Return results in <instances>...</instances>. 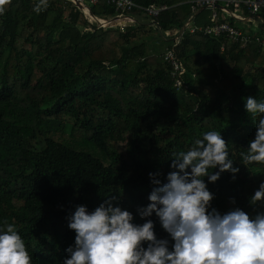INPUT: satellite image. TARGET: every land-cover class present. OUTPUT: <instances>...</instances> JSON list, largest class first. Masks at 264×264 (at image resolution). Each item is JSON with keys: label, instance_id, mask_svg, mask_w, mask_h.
I'll list each match as a JSON object with an SVG mask.
<instances>
[{"label": "trees", "instance_id": "obj_1", "mask_svg": "<svg viewBox=\"0 0 264 264\" xmlns=\"http://www.w3.org/2000/svg\"><path fill=\"white\" fill-rule=\"evenodd\" d=\"M134 1L0 0V264H264V51L185 30L178 89L193 0Z\"/></svg>", "mask_w": 264, "mask_h": 264}, {"label": "built area", "instance_id": "obj_2", "mask_svg": "<svg viewBox=\"0 0 264 264\" xmlns=\"http://www.w3.org/2000/svg\"><path fill=\"white\" fill-rule=\"evenodd\" d=\"M74 4H80L86 16L96 20L100 26H107L104 22L110 19H101L96 17L91 12V5L99 1H105L112 5L117 11V17L135 20L134 17L128 14L129 11L138 8L141 9L145 16L151 20H156L162 10L168 9L166 4L152 3L148 6H141L134 0H71ZM204 10H210L212 22L204 25L197 23L196 19L199 13ZM246 10L249 14L259 15L264 12V0H193L191 2V14L184 26L174 34L175 42L171 46H167L163 54V59L169 63L171 68V75L174 79L175 87L181 89L184 85V75L187 72L186 66L180 60L175 46L179 43L180 37L185 30L194 32L201 30L207 35L219 37L221 35L227 38L229 44L237 43L241 47L247 46L252 40L258 43L259 50L264 51V37L260 35H252L250 32L237 27L226 18H220V12L226 16L234 17L235 19L248 20L249 16L243 14ZM115 16V17H116ZM113 17V18H115ZM170 34V33H168ZM225 46H222L224 49Z\"/></svg>", "mask_w": 264, "mask_h": 264}, {"label": "rangeland", "instance_id": "obj_3", "mask_svg": "<svg viewBox=\"0 0 264 264\" xmlns=\"http://www.w3.org/2000/svg\"><path fill=\"white\" fill-rule=\"evenodd\" d=\"M208 11V10H206ZM207 12H204L203 14H205ZM201 17V16H200ZM252 23V29L253 30H257L259 29V24L257 23V20L255 17H253L251 19V22ZM155 30V29H154ZM151 39H152V43L155 45V46H158V52L160 51H163L167 45V42L163 40L162 36L155 30V32L151 35ZM58 127H61L60 125L57 126Z\"/></svg>", "mask_w": 264, "mask_h": 264}, {"label": "crops", "instance_id": "obj_4", "mask_svg": "<svg viewBox=\"0 0 264 264\" xmlns=\"http://www.w3.org/2000/svg\"><path fill=\"white\" fill-rule=\"evenodd\" d=\"M204 12H207V13L203 14ZM228 17H230V16H226V15H224L222 13V18H228ZM196 21L200 25H204V24H207V23H211L213 20L211 18V12H210V10H208V11L204 10L203 12L199 13L198 16H197ZM250 22H251V19H248L245 22H241V24H243V27L245 26V28L246 27H250L251 28L252 27V23H250ZM257 23H258V21H257ZM257 30H255V31H257Z\"/></svg>", "mask_w": 264, "mask_h": 264}, {"label": "water", "instance_id": "obj_5", "mask_svg": "<svg viewBox=\"0 0 264 264\" xmlns=\"http://www.w3.org/2000/svg\"><path fill=\"white\" fill-rule=\"evenodd\" d=\"M78 6L80 7L81 5L78 4ZM136 20H131V19H125V18H119V17H115L112 18L111 20H108L105 23V25L107 26H117V25H122V26H126V25H131L134 24Z\"/></svg>", "mask_w": 264, "mask_h": 264}]
</instances>
